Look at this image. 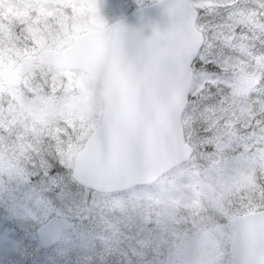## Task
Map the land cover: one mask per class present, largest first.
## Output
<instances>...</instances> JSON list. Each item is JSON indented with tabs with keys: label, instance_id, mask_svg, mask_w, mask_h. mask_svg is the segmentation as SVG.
Wrapping results in <instances>:
<instances>
[{
	"label": "rangeland",
	"instance_id": "obj_1",
	"mask_svg": "<svg viewBox=\"0 0 264 264\" xmlns=\"http://www.w3.org/2000/svg\"><path fill=\"white\" fill-rule=\"evenodd\" d=\"M156 1L0 0V71L14 73L24 62H29L30 70L36 61L43 64L40 54L44 50H63L78 36L93 29L103 30L134 9ZM191 4L199 6L197 28L208 57L200 61L208 74L200 84L201 98L208 99L213 94L218 97L214 105H208L206 113L199 115L223 127L211 141L185 139L193 150L192 157L154 185L123 193H97L73 178L75 157L84 145H57L59 162L55 167L41 155V135L36 124L44 126L50 117L64 112L69 121L79 112L102 120L103 91L82 72L57 69L68 78V94L64 97L41 93L28 103L19 100L16 120L11 115L7 119L13 121L14 127L25 116H31V139L26 132H17L5 143L4 135L9 129L5 113L0 111V231L21 233L17 264H38L44 251L34 245L32 236L12 225L11 219L5 220V209L11 217L31 220L39 227L53 217L74 221L75 226L62 241L85 250L80 256L81 264H106L116 258L113 253L122 242L138 235L145 238L142 243H147L157 234L171 237L173 264H217L223 251L219 239L226 234L216 216L234 215L237 209L233 205L244 203L248 169L255 163L245 154L252 146L245 144L246 138L238 127L243 123L251 130L257 123L259 106L264 103V83L250 80L258 64H264V16L258 7H248L264 4V0H191ZM25 36L38 47L21 46L18 41ZM18 85L8 88L0 80V106L6 107L5 91L14 97L22 95ZM49 85L53 92L62 86L55 83V78ZM28 87L37 92L32 85ZM225 89L230 90L228 97ZM205 143L211 144L212 150ZM257 211L253 208L249 213Z\"/></svg>",
	"mask_w": 264,
	"mask_h": 264
},
{
	"label": "water",
	"instance_id": "obj_2",
	"mask_svg": "<svg viewBox=\"0 0 264 264\" xmlns=\"http://www.w3.org/2000/svg\"><path fill=\"white\" fill-rule=\"evenodd\" d=\"M190 0H160L134 10L103 30L78 36L61 52L41 53L43 63L86 73L103 89L107 131L101 145L86 143L75 158L73 178L87 189L111 194L156 183L186 163L193 150L172 119L183 96L175 87L172 50L176 6ZM203 43V36L196 29ZM28 62L16 72L0 71L5 87L20 83ZM245 237L252 264H264V215L247 214ZM237 218V217H236ZM74 221L53 217L38 228L49 243L62 240ZM43 250V249H42Z\"/></svg>",
	"mask_w": 264,
	"mask_h": 264
},
{
	"label": "clouds",
	"instance_id": "obj_3",
	"mask_svg": "<svg viewBox=\"0 0 264 264\" xmlns=\"http://www.w3.org/2000/svg\"><path fill=\"white\" fill-rule=\"evenodd\" d=\"M249 8H257L264 16V4L259 6L250 4ZM23 35V33H22ZM23 46L27 44L29 47H38L29 36H25L23 40L18 41ZM200 43L195 33L192 35V53L196 51V46ZM190 53L191 62L187 69V90L189 92L187 103L177 106L172 111V119L179 134L185 139L191 138L197 141H211L217 136L222 129V124L213 125L211 121L203 119L199 113H206L209 104H215L218 97L213 94L208 99H202L203 90L200 89V78L193 75L199 73L203 69L198 56ZM200 64V68L197 65ZM55 78L58 86L55 91L49 85V81ZM27 80V83L24 81ZM32 85L37 89L34 93L29 90L28 85ZM22 95L12 96L7 91L3 93V105L0 111L5 113V124L8 131L5 132V143L11 141L12 136L17 132H26L27 137L31 139L29 126L33 123L31 116H25L23 120H19L13 127V121L7 119L11 115L14 120L20 111L19 100L23 99L25 103L34 101L38 94L58 97H64L68 94V78L59 73V71L48 65L41 64L39 61L35 65L23 73L22 80L18 85ZM229 89L224 90L225 97L229 96ZM67 112L63 115L57 113L50 117L49 122L42 126L36 124V128L40 129L41 135V155L47 159L55 167L59 162V155L56 152V146L67 148L70 145H85L90 140L96 139L102 145L107 131L106 124L97 120L93 114L88 112L75 113L69 119H65ZM196 119L193 121L192 117ZM257 123L249 130L243 127V123L238 127V131L246 138L245 144L251 145V150L245 154L252 163L248 171L250 172L249 182L245 188L244 203L242 205H233L237 211L234 215L223 216L217 215L216 220L223 224L226 234L224 238L219 239V246L223 249L221 258L217 264H252L247 256V242L245 237L246 223L248 220L247 213L253 208H258L260 213L264 215V103L259 106V111L255 116ZM246 123V121H244ZM204 146L208 150H212V145L205 143ZM32 159H39L33 156ZM70 173V169H66ZM5 216L11 214L4 210ZM237 217V218H234ZM12 225L23 230L24 233L32 236L34 245L44 251V257L38 264H81L80 256L85 253L78 244L72 246L66 245L64 241L58 240L49 243L46 238H42L38 232L39 225L31 220H23L11 217ZM17 238L21 233L14 234ZM144 237L134 236L131 240L122 242L113 253L114 260H109L106 264H173L175 250L171 244V237H161L158 234L142 243ZM94 264V262H90Z\"/></svg>",
	"mask_w": 264,
	"mask_h": 264
},
{
	"label": "snow or ice",
	"instance_id": "obj_4",
	"mask_svg": "<svg viewBox=\"0 0 264 264\" xmlns=\"http://www.w3.org/2000/svg\"><path fill=\"white\" fill-rule=\"evenodd\" d=\"M198 5L182 3L176 6L175 16V33L172 39V50L175 58L177 92L183 96V100L187 103V69L190 66L192 53V35L196 34L199 24ZM207 11V9H205ZM205 44L200 42L196 46V51L192 54L198 56L199 60L204 62L208 57L204 54ZM193 75L200 78V82L208 75L204 70ZM7 211V209H6ZM5 220L11 219V216H5ZM18 238L13 234L12 230L4 229L0 231V264H17L18 257Z\"/></svg>",
	"mask_w": 264,
	"mask_h": 264
},
{
	"label": "trees",
	"instance_id": "obj_5",
	"mask_svg": "<svg viewBox=\"0 0 264 264\" xmlns=\"http://www.w3.org/2000/svg\"><path fill=\"white\" fill-rule=\"evenodd\" d=\"M250 80H252L253 82L254 81H258V82H260V84H263L264 83V64L263 65H259L258 64V66L256 67L255 74H254V76ZM248 81L249 80H247V84H248Z\"/></svg>",
	"mask_w": 264,
	"mask_h": 264
}]
</instances>
